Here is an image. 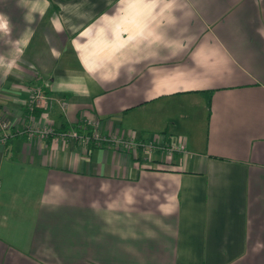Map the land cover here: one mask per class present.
Masks as SVG:
<instances>
[{
  "label": "crops",
  "instance_id": "1",
  "mask_svg": "<svg viewBox=\"0 0 264 264\" xmlns=\"http://www.w3.org/2000/svg\"><path fill=\"white\" fill-rule=\"evenodd\" d=\"M0 16V61L15 62L0 119L39 123L25 110L37 84L66 102L46 113L57 129L95 117L101 133L185 146L149 167L11 136L0 264H264V0H0Z\"/></svg>",
  "mask_w": 264,
  "mask_h": 264
},
{
  "label": "built area",
  "instance_id": "2",
  "mask_svg": "<svg viewBox=\"0 0 264 264\" xmlns=\"http://www.w3.org/2000/svg\"><path fill=\"white\" fill-rule=\"evenodd\" d=\"M53 103H57L61 109H65L66 102L62 98H54L45 93L40 85L29 88L26 105L31 109L37 107L41 110L39 123L30 122L24 127L17 129L6 119H0V145L15 134L23 135L27 140L44 139L55 136L62 140L75 139L81 144L92 143L93 145H108L114 150L130 152L135 158L141 157L144 166H151L154 162H170L174 155L184 152V142L179 136H168L156 133L150 137L140 138L136 135H119L116 133H101L98 130L99 120L95 117L83 120L80 125L89 124L91 129L79 131L76 127L57 129L51 125L46 115ZM31 119L34 115H29ZM160 161H157V160ZM144 160V161H143Z\"/></svg>",
  "mask_w": 264,
  "mask_h": 264
},
{
  "label": "clouds",
  "instance_id": "3",
  "mask_svg": "<svg viewBox=\"0 0 264 264\" xmlns=\"http://www.w3.org/2000/svg\"><path fill=\"white\" fill-rule=\"evenodd\" d=\"M0 31H3L5 34L8 32V25L7 22L4 20L2 16H0ZM15 66V62H11L8 64H4L3 61H0V67L5 68L6 74L7 72L11 71V69ZM161 211L167 214L170 210L166 207H161Z\"/></svg>",
  "mask_w": 264,
  "mask_h": 264
},
{
  "label": "trees",
  "instance_id": "4",
  "mask_svg": "<svg viewBox=\"0 0 264 264\" xmlns=\"http://www.w3.org/2000/svg\"><path fill=\"white\" fill-rule=\"evenodd\" d=\"M41 86V85H40ZM42 88V87H41ZM42 90L44 91V89L42 88ZM45 92V91H44ZM202 92L205 93V100H206V105L208 106L209 104V99H210V94H211V90H202ZM46 93V92H45ZM25 110L29 113V115H39L41 110L37 107H32L31 109L28 108V105H25Z\"/></svg>",
  "mask_w": 264,
  "mask_h": 264
}]
</instances>
